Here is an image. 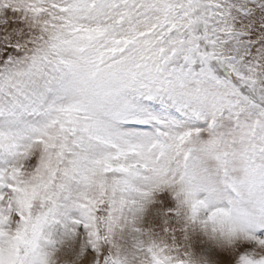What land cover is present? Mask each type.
Instances as JSON below:
<instances>
[{
	"label": "snow or ice",
	"instance_id": "1",
	"mask_svg": "<svg viewBox=\"0 0 264 264\" xmlns=\"http://www.w3.org/2000/svg\"><path fill=\"white\" fill-rule=\"evenodd\" d=\"M0 264H264V0H0Z\"/></svg>",
	"mask_w": 264,
	"mask_h": 264
}]
</instances>
